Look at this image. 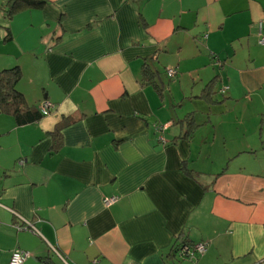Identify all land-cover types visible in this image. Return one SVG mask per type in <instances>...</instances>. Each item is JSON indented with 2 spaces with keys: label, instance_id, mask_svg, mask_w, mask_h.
I'll return each mask as SVG.
<instances>
[{
  "label": "crops",
  "instance_id": "obj_1",
  "mask_svg": "<svg viewBox=\"0 0 264 264\" xmlns=\"http://www.w3.org/2000/svg\"><path fill=\"white\" fill-rule=\"evenodd\" d=\"M261 24L264 0L0 9V72L21 69L30 113L54 104L22 124L0 104V264L16 249L23 264H264ZM8 208L40 233L18 231ZM187 240L207 244L195 262L177 252Z\"/></svg>",
  "mask_w": 264,
  "mask_h": 264
},
{
  "label": "trees",
  "instance_id": "obj_2",
  "mask_svg": "<svg viewBox=\"0 0 264 264\" xmlns=\"http://www.w3.org/2000/svg\"><path fill=\"white\" fill-rule=\"evenodd\" d=\"M48 0H8L5 3L0 4V9L8 13V16L11 17L13 14L27 8H43L47 5ZM146 65V64H145ZM146 76L147 79L152 77L154 71L146 65ZM22 76L21 69L16 66L0 72V104L1 108L5 112L13 113L17 121L22 123L30 122L34 119H38L45 114L41 109H37L30 113L27 110L26 101L24 95L16 89V83L20 80ZM210 92L209 88L205 90ZM184 243H190L188 240L182 242L178 247Z\"/></svg>",
  "mask_w": 264,
  "mask_h": 264
},
{
  "label": "built area",
  "instance_id": "obj_3",
  "mask_svg": "<svg viewBox=\"0 0 264 264\" xmlns=\"http://www.w3.org/2000/svg\"><path fill=\"white\" fill-rule=\"evenodd\" d=\"M260 33H261V38H260V43L264 44V35L262 34V24L260 25ZM219 65H221L220 62H217ZM167 75L169 77H174L177 75V69L175 68H168L166 70ZM222 92H225V89L221 90ZM54 107V104L48 100L44 101L40 107L41 111L47 115L48 113H50L51 109ZM164 126L160 127V130H163ZM119 199V196H110V197H106L104 198V204L105 206H111L112 204H114L117 200ZM0 205L2 206V204L0 203ZM17 218H18V222H16L13 226L18 230H28L31 231L34 234H39V229L37 228L35 222L25 218L24 216H22L21 214H19L18 212H16L15 210H13L12 208H8ZM178 253L180 255L181 258L183 259H187L190 260L192 262H195L197 260V256L199 254H203L206 249H207V244L203 243V242H198V243H184L182 245H180L178 248ZM55 253H57L61 259L62 256L60 254V252L56 249H54ZM30 257V253L25 251V250H21V249H16L13 251L12 255H11V259L9 264H23L28 258ZM66 264H69L66 260H63ZM130 264H135V263H130Z\"/></svg>",
  "mask_w": 264,
  "mask_h": 264
},
{
  "label": "rangeland",
  "instance_id": "obj_4",
  "mask_svg": "<svg viewBox=\"0 0 264 264\" xmlns=\"http://www.w3.org/2000/svg\"><path fill=\"white\" fill-rule=\"evenodd\" d=\"M161 64L163 65V69H164L165 63H164V60H162V59H161ZM162 76H164L163 73H162ZM187 80L188 79L185 80L186 82L183 81V83L180 86L176 87L175 90H173V93L176 95V97L178 99V101H176V103H178V104L180 103L182 98L191 94V89H192V87H194L192 82H189V84H188ZM165 81H166V85L169 82L168 86L171 88L174 82H172V80H169V78H167V77H165ZM169 97H170V95H169ZM223 97L224 96L222 95V93L219 92L218 98L220 101L223 100ZM217 119H218V122L221 121L223 130L225 132H227L228 134L232 132L231 130H228V129H230V127L236 126L239 122L238 119L236 118V116L232 113L231 108H227V111L224 114L218 116ZM221 130H222L221 128L217 130V134H216L217 137H221V135H222Z\"/></svg>",
  "mask_w": 264,
  "mask_h": 264
},
{
  "label": "clouds",
  "instance_id": "obj_5",
  "mask_svg": "<svg viewBox=\"0 0 264 264\" xmlns=\"http://www.w3.org/2000/svg\"><path fill=\"white\" fill-rule=\"evenodd\" d=\"M76 109V106L75 105H72L71 109H64V108H61V111L64 112L65 115H69L72 111H75ZM52 123H55V121H53ZM42 127L45 129V130H52L50 125L45 123L42 125Z\"/></svg>",
  "mask_w": 264,
  "mask_h": 264
}]
</instances>
